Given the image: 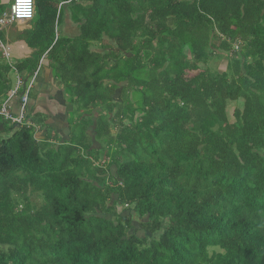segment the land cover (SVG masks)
I'll use <instances>...</instances> for the list:
<instances>
[{
  "label": "trees",
  "instance_id": "16d2710c",
  "mask_svg": "<svg viewBox=\"0 0 264 264\" xmlns=\"http://www.w3.org/2000/svg\"><path fill=\"white\" fill-rule=\"evenodd\" d=\"M35 3L15 66L46 54L71 138L0 115V264H264V0ZM13 83L0 47V106Z\"/></svg>",
  "mask_w": 264,
  "mask_h": 264
},
{
  "label": "crops",
  "instance_id": "0c3cea01",
  "mask_svg": "<svg viewBox=\"0 0 264 264\" xmlns=\"http://www.w3.org/2000/svg\"><path fill=\"white\" fill-rule=\"evenodd\" d=\"M2 1L4 3V0ZM64 4L68 6L64 7L65 16L62 18L61 24L57 22L55 25L56 40L60 38L61 35H66L67 37L73 39L76 38L78 35H80L81 26L85 22V18L79 20L80 15L79 19H75L74 16L78 8H72L73 6L71 1L69 3L62 2L60 5V11ZM31 28L32 23L31 20H29L28 25H17V31L9 32V34H7L6 43L0 41V47L4 51L5 61L12 66V74L14 75V78L17 77L16 71L14 70L15 62L21 58H32L36 53V49L30 48L24 41L13 39L16 38L17 32L24 33L27 29ZM105 38L108 37L106 36ZM112 42L113 40L110 39L111 44ZM93 49H96V47L93 46ZM39 66H41V71L36 78L37 81L35 83V88L31 92L30 102L27 109V114L30 116L27 118V120L35 123L34 116L36 114H42V116L46 118V126L35 123L37 130L36 138L38 140L44 141L48 134H50V136L56 135V140L62 143L63 141L69 140L71 138L70 119L73 105L68 103L65 89L55 79L54 69L51 66L46 54L41 58L37 68ZM14 86L15 83H13L12 88ZM8 95L9 94H7V96ZM7 96L4 97L0 109L2 108ZM11 112L16 117L21 115L22 105L18 97H15L12 100Z\"/></svg>",
  "mask_w": 264,
  "mask_h": 264
},
{
  "label": "built area",
  "instance_id": "2783aa9c",
  "mask_svg": "<svg viewBox=\"0 0 264 264\" xmlns=\"http://www.w3.org/2000/svg\"><path fill=\"white\" fill-rule=\"evenodd\" d=\"M35 7V0H13L9 17L6 19L2 18L0 22L4 25L19 20H31L35 15ZM14 70L17 74L16 84L8 93L9 95L0 109V115L6 119H11L14 122L23 123L26 118L25 108L29 102L30 93L35 86L36 78L41 71V66H39L33 73L29 74L27 78H25V76L15 67ZM18 95H20L22 103V112L19 117H16L11 113V103Z\"/></svg>",
  "mask_w": 264,
  "mask_h": 264
},
{
  "label": "rangeland",
  "instance_id": "374dc122",
  "mask_svg": "<svg viewBox=\"0 0 264 264\" xmlns=\"http://www.w3.org/2000/svg\"><path fill=\"white\" fill-rule=\"evenodd\" d=\"M0 2L1 3H3V1L2 0H0ZM4 5H5V12H4V14H3V16H2V18L3 19H6L7 17H9V15H10V9H11V4L13 3V0H4ZM68 6V5H67ZM73 8V7H72ZM65 16V8L63 9V17ZM14 23H17V25H28V21H23V20H21V21H16V22H14ZM4 25H5V27H4ZM4 25H2L1 24V22H0V29L6 34V31L5 30H8V28L10 27V25H11V23H7V24H4ZM4 28V29H3ZM109 46V45H108ZM100 49V48H99ZM110 51V50H118V47H117V44L113 41L112 42V45L110 46V47H108V49H107V47L106 48H104V49H101V51H103V52H106V51ZM213 62L211 63L212 64V66L213 65H215L216 64V68L217 69H219L220 71H224V70H226V68H227V60H226V58L222 61V62H220V63H218V59H217V57L214 59V60H212ZM12 76H13V82L15 83L16 82V79L14 78V75L12 74ZM59 83H61L60 81H59ZM237 105H240V106H242V103H236V102H232V103H230L229 104V107H228V109H229V113H230V115H231V118H232V116H233V113H234V109H235V106H237ZM73 118V117H72ZM233 119V118H232ZM71 121V120H70ZM96 145L97 146H99V144L98 143H96ZM113 170H114V168H113ZM136 224V228L138 229V231H140L141 229L138 227L139 225L137 224V223H135Z\"/></svg>",
  "mask_w": 264,
  "mask_h": 264
},
{
  "label": "clouds",
  "instance_id": "9594fccd",
  "mask_svg": "<svg viewBox=\"0 0 264 264\" xmlns=\"http://www.w3.org/2000/svg\"><path fill=\"white\" fill-rule=\"evenodd\" d=\"M19 21H21V20H19ZM24 21H29V20H24ZM17 22H18V21H17ZM14 67L16 68V66H14ZM16 69H17V68H16ZM18 71H19V70H18ZM19 72H20V71H19ZM21 73H22V72H21ZM22 74L25 76V78H27V77L29 76L30 73L27 74V73L23 72ZM15 79H16V77H15ZM36 81H37V80H36ZM35 83H36V82H35ZM15 84H16V82H15ZM34 88H35V86H34ZM34 88L32 89V91L34 90ZM32 91H31V92H32ZM30 96H31V93H30ZM17 97L20 99V95H18ZM29 102H30V97H29ZM29 102H28V104H27V106H26V108H25V115H26V118H25V119H27V118H28V115H29V114H27V113H28V110H27V109H28ZM20 103H21V99H20ZM21 105H22V103H21ZM11 113H12V112H11ZM5 119H6V118H5Z\"/></svg>",
  "mask_w": 264,
  "mask_h": 264
}]
</instances>
